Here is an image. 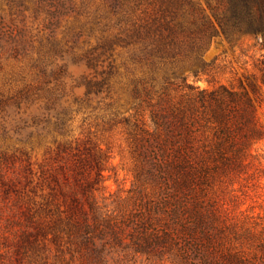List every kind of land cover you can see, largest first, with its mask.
Listing matches in <instances>:
<instances>
[{"label":"rangeland","instance_id":"obj_1","mask_svg":"<svg viewBox=\"0 0 264 264\" xmlns=\"http://www.w3.org/2000/svg\"><path fill=\"white\" fill-rule=\"evenodd\" d=\"M227 7L194 0L177 19H208L202 42L192 51L179 28L163 56L132 35L160 15L158 0H0V264H78L58 209L79 218L96 200L118 213L138 190L153 195L150 142L171 147L160 125L180 118L194 124L201 193L261 233L264 43L225 33L216 14ZM109 262L173 264L132 249Z\"/></svg>","mask_w":264,"mask_h":264},{"label":"trees","instance_id":"obj_2","mask_svg":"<svg viewBox=\"0 0 264 264\" xmlns=\"http://www.w3.org/2000/svg\"><path fill=\"white\" fill-rule=\"evenodd\" d=\"M227 2L226 13L216 14L222 30L250 34L262 38L264 43V0ZM192 4L194 0H158L160 15L144 23L134 22L132 35L149 40L158 54L169 56L180 43L181 28L187 33L188 47L195 50L202 42L203 31L208 30L200 22L207 23L208 19H191L187 29L186 19H177ZM211 27L214 30L213 24ZM182 121L180 118L178 125L175 120L163 121L160 125L172 138V146L167 150L157 141L150 142L148 156L153 161L147 172L157 189L153 195L138 190L130 208L118 213L107 205L103 209L96 200L90 203L89 210H82L79 218L64 217L58 209V232L62 238L66 235L65 243H69L72 256L73 252L78 254V264H110L109 256L113 257L114 252L129 249L148 258L163 259L168 255L173 264H264V229L257 234L253 230L255 224L231 221L216 201L201 193L199 172L190 163L188 147L194 124ZM216 152L218 162L228 160L223 146ZM141 173L142 170L138 181ZM38 256L40 262H46L45 255Z\"/></svg>","mask_w":264,"mask_h":264}]
</instances>
